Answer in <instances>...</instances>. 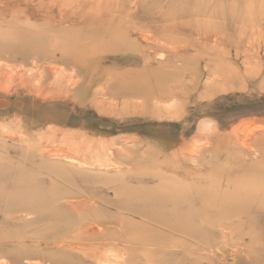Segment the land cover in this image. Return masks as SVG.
I'll list each match as a JSON object with an SVG mask.
<instances>
[{"label":"rangeland","instance_id":"rangeland-1","mask_svg":"<svg viewBox=\"0 0 264 264\" xmlns=\"http://www.w3.org/2000/svg\"><path fill=\"white\" fill-rule=\"evenodd\" d=\"M263 128L264 0H0V264H264Z\"/></svg>","mask_w":264,"mask_h":264},{"label":"bare ground","instance_id":"bare-ground-1","mask_svg":"<svg viewBox=\"0 0 264 264\" xmlns=\"http://www.w3.org/2000/svg\"><path fill=\"white\" fill-rule=\"evenodd\" d=\"M34 64H36V63H34ZM51 70H52V69H51ZM41 71H42V70H41ZM64 71H65V70H64ZM42 74H43V73H42ZM60 74H61V73H60ZM60 74H59V75H60ZM73 74H74V73H73ZM52 77H53V76H52ZM55 80H56V79H55ZM52 81H53V80H52ZM71 81H72V80H71ZM77 81H78V80H77ZM167 81H168V80H167ZM169 82H171V81H169ZM179 82H180V81H179ZM172 83H173V82H172ZM175 83H177V81H175ZM66 84H67V83H66ZM168 84H170V83H168ZM187 84H188V83H187ZM172 86H173V85H172ZM71 87H72V86H71ZM173 87H174V86H173ZM176 87H177V86H176ZM176 87H175V88H176ZM182 87H183V86H182ZM60 88H61V87H60ZM166 89H167V88H166ZM172 89H173V88H172ZM190 89H191V88H190ZM179 90H180V89H179ZM181 90H182V89H181ZM50 91H51V90H50ZM101 91H103V90H101ZM187 91H188V89H187ZM51 92H53V91H51ZM54 92H56V91H54ZM156 92H159V91H156ZM160 93H162V92H160ZM175 93H177V92H175ZM158 94H159V93H158ZM185 94H186V93H185ZM47 95H48V94H47ZM49 95H50V94H49ZM159 96H160V95H159ZM161 96H162V95H161ZM161 96H160V97H161ZM176 96H177V94H176ZM187 97H188V96H187ZM148 98H150V97H148ZM154 98H155V97H154ZM173 98H174V97H173ZM184 98H185V97H184ZM132 99H133V98H132ZM150 99H151V98H150ZM153 100H154V99H153ZM166 100H167V99H166ZM170 100H171V98H169V101H170ZM106 101H107V100H106ZM124 101H125V100H124ZM159 101H160V100H159ZM173 101L175 102L174 99H173ZM166 102H167V101H166ZM166 102H165V103H166ZM174 102H172V103H174ZM178 102H179V100H178ZM157 103H158V102H156V105H157ZM170 103H171V102H170ZM180 104H181V103H180ZM158 105H159V104H158ZM169 105H170V104H169ZM169 105H168V106H169ZM176 105H177V102H176ZM171 106H172V105H171ZM174 106H175V103H174ZM180 106H181V105H180ZM167 109H168V108H167ZM175 109H177L176 106H175ZM244 123H245V122H244ZM244 123H243V124H242V123L239 124V126H241V125H246V124H244ZM251 123H252V122H251ZM247 124H249V122H247ZM257 126H258V125H257ZM241 127H242V126H241ZM259 127H260V125H259ZM259 127H257V128L259 129ZM261 127H263V126H261ZM201 128H202V127H201ZM236 128H237V127H236ZM242 128H243V127H242ZM244 128H245V127H244ZM244 128H243V129H244ZM248 128H249V127H248ZM251 128H253V127H251ZM257 128H256V129H257ZM240 129H241V128H240ZM245 129H246V128H245ZM256 129H255V130H256ZM260 129H261V128H260ZM260 129H259V130H260ZM263 129H264V128H263ZM200 130H201L200 132L203 133V130H202V129H200ZM246 130H247V129H246ZM252 130H253V129H251L250 131H252ZM213 131H214V130H213ZM234 131H235V130H234ZM205 132H208V131H205ZM210 132H211V131H210ZM238 132H239V131H238ZM239 133H240V132H239ZM241 133H242V131H241ZM13 134H14V133H13ZM242 134H243V133H242ZM57 135H58V134H57ZM10 136H11V135H10ZM55 138H56V137H55ZM40 140H41V138H40ZM192 141H193V140H192ZM194 141H195V140H194ZM196 141H197V139H196ZM196 141H195V142H196ZM202 142H203V141H202ZM198 143H199V140L197 141L196 144L198 145ZM239 143H240V141H239ZM201 144H202V143H201ZM197 145H195V146L197 147ZM244 145H245V144H244ZM198 147H200V145H198ZM250 149H251V148H250ZM44 150H45V149H44ZM55 151H56V150H55ZM189 151H190V150H189ZM192 151H195V150H192ZM196 151H197V149H196ZM50 153H51V152H50ZM108 153H109V152H108ZM57 156H58V155H57ZM61 156H62V155H61ZM63 156H65V157L68 158L69 155H68V154H65V155H63ZM63 156H62V157H63ZM105 157H106V156H105ZM63 158H64V157H63ZM67 158H66V159H67ZM105 159H107V158H105ZM70 160H71V159H70ZM102 160H103V159H102ZM102 160H100V162H101ZM106 161H108V160H106ZM103 162H104V161H103ZM103 162H101V164H102ZM97 163L99 164V162H97ZM109 163H110V162H109ZM83 164H84V163H83ZM103 164H105V163H103ZM111 166H112V165H111ZM89 227H90V226H89ZM95 227H96V226H95ZM84 229H86V228H84ZM88 230H89V229H88ZM78 232H79V231H78ZM222 233H223V232H222ZM102 243H103V242H102ZM102 243H101V244H102ZM106 249H107V248H106ZM105 251H106V250H105ZM116 254H117V253H115V255H116ZM113 257H115V256H113ZM113 257H112V258H113ZM119 257H120V256H119ZM121 259H122V258H121ZM2 261H3V260H2ZM4 262H5V261H4ZM26 262H27V261H26ZM112 264H113V263H112Z\"/></svg>","mask_w":264,"mask_h":264}]
</instances>
